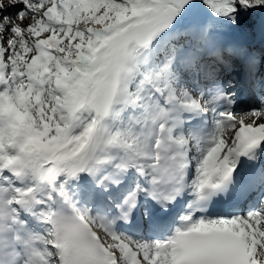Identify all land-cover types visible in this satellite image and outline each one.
Returning a JSON list of instances; mask_svg holds the SVG:
<instances>
[{
    "label": "snow or ice",
    "instance_id": "snow-or-ice-1",
    "mask_svg": "<svg viewBox=\"0 0 264 264\" xmlns=\"http://www.w3.org/2000/svg\"><path fill=\"white\" fill-rule=\"evenodd\" d=\"M0 264H264V0H0Z\"/></svg>",
    "mask_w": 264,
    "mask_h": 264
},
{
    "label": "bare ground",
    "instance_id": "bare-ground-1",
    "mask_svg": "<svg viewBox=\"0 0 264 264\" xmlns=\"http://www.w3.org/2000/svg\"><path fill=\"white\" fill-rule=\"evenodd\" d=\"M238 87H239V89L242 90V94L241 95L243 97L242 98L243 99V102L244 103H249L248 104V107L254 106L255 105V102L258 99L259 94H260V87L259 88H253L251 90H248V89H246V88L243 87V85H242L241 82L238 84ZM241 95L239 94L238 97L241 96ZM248 107H246V108H248ZM237 108L238 109H243V107H239V106H237Z\"/></svg>",
    "mask_w": 264,
    "mask_h": 264
},
{
    "label": "rangeland",
    "instance_id": "rangeland-1",
    "mask_svg": "<svg viewBox=\"0 0 264 264\" xmlns=\"http://www.w3.org/2000/svg\"><path fill=\"white\" fill-rule=\"evenodd\" d=\"M11 14V13H10ZM239 87H237V90H238ZM242 103V97H238V103L237 104H241ZM246 107V106H244Z\"/></svg>",
    "mask_w": 264,
    "mask_h": 264
}]
</instances>
